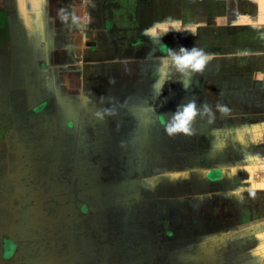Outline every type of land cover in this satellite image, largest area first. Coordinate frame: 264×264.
Instances as JSON below:
<instances>
[{
  "label": "crops",
  "instance_id": "crops-1",
  "mask_svg": "<svg viewBox=\"0 0 264 264\" xmlns=\"http://www.w3.org/2000/svg\"><path fill=\"white\" fill-rule=\"evenodd\" d=\"M4 5L42 101L0 177V264H264V0Z\"/></svg>",
  "mask_w": 264,
  "mask_h": 264
},
{
  "label": "rangeland",
  "instance_id": "rangeland-1",
  "mask_svg": "<svg viewBox=\"0 0 264 264\" xmlns=\"http://www.w3.org/2000/svg\"><path fill=\"white\" fill-rule=\"evenodd\" d=\"M0 6L6 12V30H4L6 33L3 34V39L0 37V133H5L6 129L8 131L6 141H0V158H2L9 154L8 152L19 148L15 145L18 142L14 141L16 140L15 136L21 133L20 131L23 129H26V131L31 129L28 128V126H31L30 118H41V115L32 110L37 104L33 107L31 105V108L26 110L27 98L29 97L31 99L29 101H32L33 104L38 102V100H42L35 94L25 92V73H22L25 71L24 69H27L29 63H33L28 59H31V56H33V59H36L41 48L34 47L35 49H32L31 47L21 46L17 43L16 32L12 26L16 15L7 10L4 0H0ZM34 87L36 88L37 86L35 85ZM38 104H40L42 111H51L48 108L49 106L44 107L42 102ZM21 124L24 125L22 126ZM22 143V146L26 145V141ZM12 158H14L13 154ZM0 164L3 163L0 162Z\"/></svg>",
  "mask_w": 264,
  "mask_h": 264
},
{
  "label": "clouds",
  "instance_id": "clouds-1",
  "mask_svg": "<svg viewBox=\"0 0 264 264\" xmlns=\"http://www.w3.org/2000/svg\"><path fill=\"white\" fill-rule=\"evenodd\" d=\"M145 32L147 33V30H145ZM160 50L161 51L167 50L169 52H173L172 49L166 48V46L163 43L160 44ZM179 51L181 53H184V55L182 57L175 56V59L181 68L190 67L193 71H199L202 69L204 62H205V57L202 56L200 52L194 46L191 47L190 49H186L184 46H180ZM182 87H184L183 84H182ZM177 107H180V106L178 105ZM194 114H195L194 102H190L188 105L184 106L182 110V115L180 116H177V112L174 110L172 112V116L176 117L179 122L174 124L170 128H166L165 129L166 132L171 133L172 131H178V130L186 131V128L184 127V125L186 124L188 120L192 118ZM159 119L161 120V122H163L164 120L162 115H159Z\"/></svg>",
  "mask_w": 264,
  "mask_h": 264
},
{
  "label": "flooded vegetation",
  "instance_id": "flooded-vegetation-1",
  "mask_svg": "<svg viewBox=\"0 0 264 264\" xmlns=\"http://www.w3.org/2000/svg\"><path fill=\"white\" fill-rule=\"evenodd\" d=\"M27 104V103H26ZM26 108V107H25ZM28 109V105H27V108H26V110ZM22 126L24 125V124H21ZM6 132L5 133H0V141H2V140H4V141H6V134H8V131H7V129L5 130ZM2 137V138H1ZM16 137H18V135L17 136H15V138ZM15 142H17L16 140H14ZM15 145H17L16 147H22V145H23V143H15ZM18 148V149H19ZM9 154H7L6 156H3L2 158H0V162H2L3 164H0V177L2 178V180H4V176H5V173H8L9 171H13V170H11V168L13 169V167H18V165L20 166V164H21V162H23L24 160H26L27 158L25 157V158H22L21 156H22V154L23 153H21V152H19V153H14V151H11V152H8ZM12 154L14 155V158H12ZM11 159H13V160H11ZM24 164V163H23ZM21 169V168H20ZM7 171V172H6ZM5 172V173H4ZM9 173H11V172H9ZM1 185V184H0Z\"/></svg>",
  "mask_w": 264,
  "mask_h": 264
},
{
  "label": "trees",
  "instance_id": "trees-1",
  "mask_svg": "<svg viewBox=\"0 0 264 264\" xmlns=\"http://www.w3.org/2000/svg\"><path fill=\"white\" fill-rule=\"evenodd\" d=\"M5 18H6V12L3 10V8L0 6V37H2L1 39H3L4 35L6 32L4 30L5 29ZM2 30V31H1Z\"/></svg>",
  "mask_w": 264,
  "mask_h": 264
}]
</instances>
